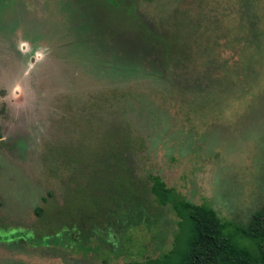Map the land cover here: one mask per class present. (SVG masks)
I'll use <instances>...</instances> for the list:
<instances>
[{
  "label": "rangeland",
  "instance_id": "obj_1",
  "mask_svg": "<svg viewBox=\"0 0 264 264\" xmlns=\"http://www.w3.org/2000/svg\"><path fill=\"white\" fill-rule=\"evenodd\" d=\"M0 137V264L180 260L264 207V0H0Z\"/></svg>",
  "mask_w": 264,
  "mask_h": 264
},
{
  "label": "trees",
  "instance_id": "obj_2",
  "mask_svg": "<svg viewBox=\"0 0 264 264\" xmlns=\"http://www.w3.org/2000/svg\"><path fill=\"white\" fill-rule=\"evenodd\" d=\"M150 191L161 207H166L165 200L173 197L160 177L152 179ZM172 202L184 242L181 258L173 261L174 246L166 259L157 258L147 264H264V207L253 213L247 224L235 225L223 220L210 204L197 205L181 198ZM232 224L238 238L230 233Z\"/></svg>",
  "mask_w": 264,
  "mask_h": 264
}]
</instances>
